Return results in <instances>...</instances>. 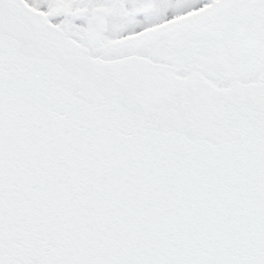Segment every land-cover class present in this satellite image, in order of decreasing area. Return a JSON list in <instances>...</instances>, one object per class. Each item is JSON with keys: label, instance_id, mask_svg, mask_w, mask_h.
I'll use <instances>...</instances> for the list:
<instances>
[{"label": "snow or ice", "instance_id": "1", "mask_svg": "<svg viewBox=\"0 0 264 264\" xmlns=\"http://www.w3.org/2000/svg\"><path fill=\"white\" fill-rule=\"evenodd\" d=\"M0 264H264V0H0Z\"/></svg>", "mask_w": 264, "mask_h": 264}]
</instances>
